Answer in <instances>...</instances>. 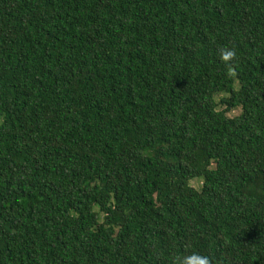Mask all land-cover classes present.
Listing matches in <instances>:
<instances>
[{
    "label": "trees",
    "instance_id": "16d2710c",
    "mask_svg": "<svg viewBox=\"0 0 264 264\" xmlns=\"http://www.w3.org/2000/svg\"><path fill=\"white\" fill-rule=\"evenodd\" d=\"M191 252L264 264V0H0V264Z\"/></svg>",
    "mask_w": 264,
    "mask_h": 264
},
{
    "label": "clouds",
    "instance_id": "9594fccd",
    "mask_svg": "<svg viewBox=\"0 0 264 264\" xmlns=\"http://www.w3.org/2000/svg\"><path fill=\"white\" fill-rule=\"evenodd\" d=\"M236 51L229 48L220 49V59L228 65V76H235V72L232 70V61L236 59ZM171 264H214L213 259L199 252H191L185 255H176L172 258Z\"/></svg>",
    "mask_w": 264,
    "mask_h": 264
},
{
    "label": "rangeland",
    "instance_id": "374dc122",
    "mask_svg": "<svg viewBox=\"0 0 264 264\" xmlns=\"http://www.w3.org/2000/svg\"><path fill=\"white\" fill-rule=\"evenodd\" d=\"M223 96H227L226 93H220L216 96V100L219 101V99ZM219 109L224 108V104H218ZM240 112V108H232L230 111L227 112L229 116H234L237 115ZM190 184L195 187V188H200L201 186V179L200 178H195L190 181Z\"/></svg>",
    "mask_w": 264,
    "mask_h": 264
}]
</instances>
